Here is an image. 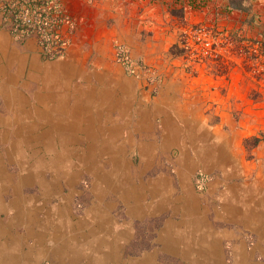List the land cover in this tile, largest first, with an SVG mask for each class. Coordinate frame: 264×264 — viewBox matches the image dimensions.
<instances>
[{"label": "rangeland", "instance_id": "1", "mask_svg": "<svg viewBox=\"0 0 264 264\" xmlns=\"http://www.w3.org/2000/svg\"><path fill=\"white\" fill-rule=\"evenodd\" d=\"M88 2L89 0H67L65 2L67 6L63 4L72 18H79L87 13ZM163 2L167 5L168 21L165 31L171 33L170 43L168 42L165 48H159L156 45L159 40L152 39L147 43V54L141 55L133 54L125 46L135 59L149 68L151 66L153 71L132 76L119 61L116 53V57L111 61L109 57L100 55L81 57L80 63L71 62L67 56L46 61L41 58L32 40L37 52L29 50H33L38 58L33 57L35 59L31 60L29 50L26 51L29 44L19 43L16 55L9 60L7 70L0 73L1 124L16 113L7 111L5 107L7 103L19 101L22 105L27 104V109L29 105L42 108V103L37 100L39 94L47 95L49 92L63 96L70 92L83 96L87 91V98H90L95 91H100V87L103 89L109 86V83L99 81L97 88L98 80L102 77H111L118 83V88L130 90L129 98L120 92L118 104L117 102L113 106L109 104L111 107L108 114L101 111L97 117L87 116L76 120L83 124V130L79 135L81 153L85 152L89 143H93L91 135L94 133L93 127H96L102 133L106 131L105 136H110L116 146L126 148H123L124 152L120 153L117 161L114 156L116 153H105L101 148L95 157V163H81L79 159H74L72 168L55 166L50 160L51 153L55 152L52 148L45 151L42 147L38 150L43 151H38L35 155H23L25 144L21 141H25L29 134L22 128H15V125L1 128L0 160L7 163V173L10 175H21L25 178L39 176L48 182L55 178L48 184L49 188L45 189L46 191L42 183L23 185L26 187L23 193L25 196H35L37 205H34V209L37 208L40 219L56 217L60 202L65 201L69 203L67 206L71 211V224L79 222L86 225V219L96 216L97 213L100 216L104 214L108 220L110 216L114 217L116 223L112 225V230L121 234L117 242L120 247L119 255L134 264L149 261H155V264H195L192 261L195 258H199L197 261L200 260L197 264H264L261 254L256 252L254 235L250 233L244 235L246 242L241 246L233 243L231 245L227 237L230 235L227 231L231 230V226L225 222L222 211L225 206L223 195L226 193L243 192L259 197L264 191L262 183H259L261 177L257 178L255 174L258 164L253 154L254 148H251L253 141L248 142V145L245 142L249 138L258 139V146H264V0H163ZM231 2L240 4L242 9L229 10ZM192 24L210 26L219 34L217 50L222 54L220 57L202 56V51L199 55H192L186 51L181 42L184 33H189ZM222 38H228L230 43L227 44ZM176 44L184 49L180 56H175ZM91 68H96L97 73L94 76L97 81L88 79V83L84 82L85 70ZM165 78L168 79L166 82ZM129 79L136 83L131 85ZM186 80L192 84L185 90L187 94H202L205 97L214 94L217 98L215 106L226 112L230 106L231 115L225 117L213 115L207 127L209 133L205 136L194 135L197 139L194 145L188 142L185 144L184 137L180 136L183 139V141L180 139L181 143L184 144L172 145L168 151L156 149L152 155L145 152L146 148L141 151L138 146L142 142L139 141L140 138L147 144L165 143L164 116L156 110L163 106V97L166 101H171L176 95L181 96L182 83L184 84ZM86 84L89 88L84 87ZM91 92L92 94H89ZM124 97L128 100L121 104ZM255 104L258 106L255 107ZM245 107L248 112L241 113ZM21 116L23 123L26 116L23 114ZM144 117L147 118L143 119ZM38 118L33 113L29 115V120L35 119L36 123L39 121ZM137 119L146 125L149 120L148 134L147 130L143 132L149 136L140 135L138 131L134 133ZM26 120L27 118L24 121ZM136 128L140 127L137 125ZM172 137L176 138L175 135ZM130 141H134L135 147H130ZM202 148L211 149L214 154L209 161L200 159L199 156L202 158L204 154L196 156L194 153V150L199 151ZM183 149L190 151L191 154L187 156L195 159L193 165H189L192 163L191 160L189 163L184 162L185 159L183 160L184 157L181 155L185 151ZM239 167L249 174L240 175L241 177L231 176L232 169ZM149 183H155L159 189H163V196L169 201L179 203L182 207L186 205L185 209L189 206L193 214L184 208L176 214L172 203L169 202L161 211L151 209L149 205L156 198L148 191ZM11 197L12 194H9L4 199L8 203ZM193 216L204 219L209 232L211 225L215 228V233L211 235L209 233L207 236L209 239L202 240L198 245L194 244V241L200 234L199 229L196 232L197 226L191 222ZM181 232L183 235L194 236V239L182 236ZM180 236L181 245L178 247L175 241ZM48 241L52 245L57 239L50 236ZM190 245H194L195 248L192 249ZM99 253L103 254L102 250H99ZM93 256L99 259L97 254ZM114 259L106 264H116ZM80 264H85V261Z\"/></svg>", "mask_w": 264, "mask_h": 264}, {"label": "crops", "instance_id": "2", "mask_svg": "<svg viewBox=\"0 0 264 264\" xmlns=\"http://www.w3.org/2000/svg\"><path fill=\"white\" fill-rule=\"evenodd\" d=\"M66 1L61 0L67 6ZM155 6L158 7L153 9ZM86 10V14H82L79 18H72L76 26L73 28L69 51L66 55L71 62L78 61L80 63L81 57L92 55L109 57L111 61L116 57L115 53L119 45L126 46L135 55L147 54V43L150 40L158 39L159 43L157 42L156 45L159 48H165L167 43H170V39L172 40L171 33L165 31L168 19L167 5L163 0H89L86 3ZM161 37L163 40H160ZM18 44L19 42L12 39L9 31L1 26L0 15V73L7 70L9 60L13 59L16 55V48H19ZM24 44H29L26 51L33 49L37 52L32 40H28ZM33 50L28 51L32 57L31 60L35 59L33 57L38 58ZM145 57L147 59V56ZM69 66L72 67V65ZM95 70L96 68L85 70L84 82L88 83V79L93 82L97 81L94 76L97 73ZM166 78L165 82L168 80ZM99 81H105L109 83V86H105L103 89L100 87V91H95L93 94L89 93L92 94L90 98H87V91L83 96L73 95L70 92L65 96L49 92L47 95L39 94L37 100L55 106H60L59 103L64 104L63 113H53L52 116L49 113L50 117L63 116L69 119L97 117L101 111L108 114L111 106H109V102L102 101H108L113 97L114 100L111 102L116 105L120 92L125 93L126 90L124 95L128 97L130 90L128 91L124 87L118 88V83L111 77L100 78L97 88H99ZM129 81L131 85L136 83L130 79ZM86 85L84 87L89 88V85ZM191 85L190 81L186 80L184 84L182 83V95H176L171 101H166L163 97V106L156 110L163 113L164 116L163 135H175L179 145L184 144L180 140L184 136L207 135L209 119H212L213 115L221 117L231 115L230 106L227 112L220 111L215 106L217 98L214 94L209 97L202 94H187L185 90H188L187 87ZM73 97L74 99H72ZM128 98L124 97L121 104L127 102ZM87 105L91 106L87 108ZM257 106L258 104H255V107ZM242 111L248 112L246 107L241 110V113ZM180 136L182 137L180 138ZM185 144L187 143L185 142ZM194 144L192 143V145ZM253 154L258 164L255 174L257 178L261 177L259 183H262L264 188V146L254 148ZM6 164L0 160V264H80L83 262V260L72 261L70 257L60 256L56 253L62 246H67L69 238L73 235L71 211L67 206L69 203H66L67 201L60 202L56 217L40 219L37 208L34 209V205H37L35 196L23 194L26 188L23 187L24 184L36 183L40 185L42 183L43 187L47 189L49 188L48 184L55 178L48 182L47 179H41L39 176L25 178L21 175H10L7 173ZM224 174L227 173L224 172ZM246 174L249 173L241 167L232 169L231 172V176L236 177ZM9 194H12V197L7 203L4 198ZM223 197L225 206L222 211L225 222L231 226V230L227 231L230 232L227 237L231 245L233 243V245L241 246L246 242L244 235L250 233L255 236L256 252L260 253L264 259V191L259 197L254 194L246 195L243 192H230L224 194ZM3 214L6 216L3 217ZM211 232L215 233L213 225H211ZM50 236L52 239L56 238L57 242L51 245V242L48 241Z\"/></svg>", "mask_w": 264, "mask_h": 264}, {"label": "bare ground", "instance_id": "3", "mask_svg": "<svg viewBox=\"0 0 264 264\" xmlns=\"http://www.w3.org/2000/svg\"><path fill=\"white\" fill-rule=\"evenodd\" d=\"M125 93H126V91H125ZM111 100H114L113 97L111 99L110 98L108 99L109 104H111V106H113L114 104L111 102ZM22 103H24V102H22ZM59 104H60V106H55L53 104L51 105L48 103H42V106H43L42 108H38L37 106L31 107V105H29V108L27 109L28 105L27 104L22 105L19 101H17L16 103H7L5 105L7 111L8 112H16V113L13 117L9 116V118L7 119V121L5 123H3V124L0 123V138L2 137L1 128L3 126L5 127V126L15 125L16 126L15 128H22L23 130L27 131L26 133L29 134L28 136H26L25 141L24 140L21 141L22 143L25 144V145L23 144L25 147L23 150V155H29V154L35 155L38 153V151L39 152L43 151V150H38L42 147L44 148L45 151H50L52 148V150H55V152L53 154L51 153V155H50L51 159L50 160L54 163L55 166L60 167V168L64 167V166L72 168V162L74 159H79L81 163L82 162L95 163L96 162L95 157L98 154V152L100 151L99 148L103 149V152H105V153H110V154L116 153V155H114V156H115V161H117L118 156L120 155V153L124 152L123 148H125V147L116 146L115 141L113 139H111L110 136H107V137L105 136L106 131L104 133H102L96 127H93L94 133H92V135H91V138H92L91 141H93V143H89V145L86 147L87 149H85V152L81 153L82 152V147H81L82 145H81V141H80L81 138L79 137V135L83 130V124L80 123L79 121H76L79 119L78 118L77 119H69V118H65L63 116L54 118V117L49 116V113H50V115H51V113H54V112H56V113L59 112V114L63 113L64 104L63 103H59ZM90 106L91 105H87V108H89ZM105 109H107V108L105 107ZM31 113H33V115H37L39 117L38 118L39 121H37V123H36L35 119L29 120V115ZM22 114L24 117L26 116V118H27L26 122L24 121L26 118L23 119V123H22V116H21ZM145 118H147V117H144L143 119H145ZM135 123H134L135 124L134 133L136 131H138V133H140V135L142 134L145 136L148 134V128H149V124H150L149 120H148L147 125L145 123H143V121H139V120ZM137 125L140 127L139 129L136 128ZM145 130H147V134H143V132ZM33 133H35V134L38 133L39 135L33 136L32 135ZM147 136H149V135H147ZM164 136H166L165 143L162 142L160 144H157L154 142L147 144L145 141H143L140 138L139 141H142V142L138 144L139 149L141 151H143L142 149L145 150V148H146L147 150L145 152L152 155L156 149L162 150V151H168L169 148L172 147V145H175V146L179 145L177 137L174 139V137H172L173 135H171V134L164 135ZM184 139H185L186 143L187 142L188 143L197 142V139H195V137L192 135L191 136H184ZM42 145H44V146H42ZM129 145L132 148L134 146V141H130ZM19 148L22 149V147H19ZM127 148H129V147H127ZM193 149H195V148H193ZM183 150H185V151L182 152L181 155L184 157L183 160L185 159L184 162L189 163V161L191 160L192 163H189V165H193L195 162V159H190L187 156V155L191 154L190 151L188 152L187 149H183ZM20 153H21V151H20ZM194 153L196 154V156H199L198 154H200V155L204 154V156L202 158H200L201 160H204V161H209L214 156V154L211 152V149H207V148H202V150H199V151L194 150ZM122 157H120V158H122ZM152 159L154 160V157ZM115 163H117V162H115ZM36 167L38 168V166H36ZM41 167H43V165ZM55 170H57V169H55ZM112 184L115 188V182L114 181L112 182ZM44 191H46L45 188H44ZM148 191L152 195V197L156 198V200L152 201L149 205V206H151V209L154 208L153 210H155V211H161V208H163V206H166L168 202L172 203L173 211L176 214H178V212L182 211V209L186 206L185 205L184 207H182L179 205V203H175L174 201H169L166 197L163 196V189H159L155 185V183L154 184L149 183ZM188 207H186V209L184 208V210L190 211V209ZM190 213L192 215L193 211L191 210ZM103 215L100 216V214L97 213L96 216H91V218L88 217L86 219V225H81L79 222H77L76 224L72 223L71 225H72L73 235L69 238V241L66 239L68 241L67 246H65V245L62 246V248H60L56 253L60 256L70 257L72 261L83 260V261H85V264H106V263H109V261L112 258H115L114 263H116V264H132L133 262L126 260L123 257H120V255H119L120 247L118 246L117 242H118L121 234L119 232L112 230V225L114 223H116V219L114 217L110 216V220H111L110 221V220H108L107 217L105 218ZM183 216H184V214H183ZM193 217L194 218L191 219V222H193L192 223L193 225L197 226L196 232L199 229L198 233L200 234V236L197 237L196 233L194 231V234L196 236V241H194V244L196 243V245H198L199 243H201L202 240H205V241L208 240L209 239V237H207L208 234L210 233V235H211V233H213V232H211V230L209 232V227L205 223L204 219L201 220V219H197V217H195V216H193ZM32 220H33V218H32ZM183 227H184V225H183ZM68 228H70V227H68ZM96 229H98V230H96ZM176 229H179V228H176ZM181 235L184 237L187 236L191 240L194 239V236H192V235H190V236L189 235H183L182 232H181ZM182 236L178 237L175 241V243L178 245V247H180V245H181V241L179 240V238L182 239ZM81 237L83 239H81ZM189 239H188V241H189ZM82 240H83V243H82ZM176 244H175V246H176ZM104 248H106V249H104ZM191 248L194 249L195 246L192 245ZM172 249H174V248H172ZM99 250H102L103 254H100ZM219 250H220V248H219ZM94 254H97L99 256V259H96L93 256ZM199 256H201V255H199ZM204 256H203V258H204ZM110 257H111V259H110ZM197 259H199V258H197ZM197 259L195 258L194 260H192V259L191 260L195 264H197L200 261V260L197 261ZM241 261H243V260H241ZM143 264H155V261L145 262Z\"/></svg>", "mask_w": 264, "mask_h": 264}, {"label": "built area", "instance_id": "4", "mask_svg": "<svg viewBox=\"0 0 264 264\" xmlns=\"http://www.w3.org/2000/svg\"><path fill=\"white\" fill-rule=\"evenodd\" d=\"M0 15L1 26L9 31L12 39L22 44L33 40L42 59L56 60L66 56L76 25L61 0H0ZM189 28L181 42L186 51L192 55L202 51V56L206 57L222 55L217 50L219 34L212 27L192 24ZM222 39L230 43L228 38ZM116 54L132 76L153 71L151 66L135 59L124 45L118 46Z\"/></svg>", "mask_w": 264, "mask_h": 264}, {"label": "trees", "instance_id": "5", "mask_svg": "<svg viewBox=\"0 0 264 264\" xmlns=\"http://www.w3.org/2000/svg\"><path fill=\"white\" fill-rule=\"evenodd\" d=\"M228 8H229V10H235V9L240 10V9H242L241 5L240 4L238 5L235 2H233V4L231 2V4L229 5ZM174 48H175V56H180L181 52L184 50V49H181L180 46H178L177 44L174 45ZM176 52H177V54H176ZM251 141H253V143L251 145V148H255V147L258 146V144H259V140L258 139L249 138V139H246L245 142L248 145V142H251Z\"/></svg>", "mask_w": 264, "mask_h": 264}]
</instances>
